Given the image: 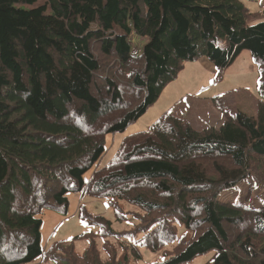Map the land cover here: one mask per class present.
Returning <instances> with one entry per match:
<instances>
[{
	"label": "trees",
	"instance_id": "trees-1",
	"mask_svg": "<svg viewBox=\"0 0 264 264\" xmlns=\"http://www.w3.org/2000/svg\"><path fill=\"white\" fill-rule=\"evenodd\" d=\"M251 20L239 0H0V264H129L142 249L161 252L152 264L208 253L207 264H264V205L218 199L246 178L264 187V112L259 126L230 114L200 131L163 113L83 179L105 136L143 116L186 63L206 59L219 81L247 51L264 100V20ZM70 193L109 200L117 221L119 202L137 208L133 229L117 234L79 206L97 232L43 248L42 211L66 214ZM107 238L126 243L121 258L100 259Z\"/></svg>",
	"mask_w": 264,
	"mask_h": 264
},
{
	"label": "rangeland",
	"instance_id": "rangeland-1",
	"mask_svg": "<svg viewBox=\"0 0 264 264\" xmlns=\"http://www.w3.org/2000/svg\"><path fill=\"white\" fill-rule=\"evenodd\" d=\"M239 2L253 14L251 24L264 20V0H239ZM24 7L28 8V6ZM143 42L142 39L132 38V43L138 52H141L139 47ZM199 71L198 65L193 64L187 67L180 76L181 72H179L176 79L171 82L172 84H168L163 89L158 100L147 109L143 116L131 123L124 131L106 135L104 139L105 152L98 162L85 173L83 176L84 181L88 182L95 170L103 169L113 161L121 142L126 137L138 132L148 131L161 115V107L159 106L163 102L173 103L178 94L181 96V102L173 110H169L168 107L162 108L164 113L177 115L175 117L185 120L200 114V119L194 122L192 126L197 131L208 127H219L225 121L226 116L230 114H240L257 126L262 125L264 100L259 95L256 87L258 70L250 56L245 58L243 54H240L233 64L232 72H228L226 75L223 74L222 79L219 81L215 80V71L213 77L202 75L206 84L205 89L202 93L191 96V93L203 83L200 80L202 77L199 76ZM207 96L216 97L211 101V99H205ZM211 111H213V114ZM218 199L235 204L242 202L249 207H259L264 205V187L258 180L246 178L238 182L233 188L222 192ZM79 206H83L92 216H102L109 220L112 223V229L117 234L131 231L133 225H135L131 213L139 212L137 208L129 204L119 202L120 212L125 218L122 221H117L115 210L109 205V200L90 197L81 198L79 195L70 193L66 214L54 210L42 211L40 232L43 248L55 242L71 240L83 233L97 232V226L84 225L78 218L77 209ZM142 237L143 235H137L125 241L132 244ZM87 243L86 240L77 241L74 244L75 251L79 255L83 254L88 246ZM96 245L100 259L105 262L109 259L110 254H114L116 258H121L124 254L123 245H126V243L123 242L122 238H107L96 239ZM141 253L142 258L140 261L135 262L130 258L129 264H152L162 259H160L161 252L152 254L142 249ZM211 256L212 253L199 256L189 264H207ZM31 264L53 263H42L39 258Z\"/></svg>",
	"mask_w": 264,
	"mask_h": 264
},
{
	"label": "crops",
	"instance_id": "crops-1",
	"mask_svg": "<svg viewBox=\"0 0 264 264\" xmlns=\"http://www.w3.org/2000/svg\"><path fill=\"white\" fill-rule=\"evenodd\" d=\"M243 54V56L245 57V58H249V56H250V54H249V52H247V51H243L242 53H241V55ZM235 63V62H234ZM233 63V64H234ZM193 64H197L198 65V67H199V76L200 77H202V75H206V76H211V77H213V75H214V67H213V65L209 62V61H207L206 59H200V60H197V61H195L194 63L193 62H191V63H186L185 65H184V68H183V70L181 71V73L179 74V76L186 70V68L187 67H189V66H191V65H193ZM233 64L224 72V75H226L228 72H232L231 70H232V68H233ZM200 68H203V69H200ZM201 81H203V83L202 84H200L198 87H197V89L193 92V93H191L192 95L191 96H195V95H197V94H200V93H202L203 92V90L205 89V87H206V84L204 83V77H202L201 79H200ZM172 84V83H171ZM170 84V85H171ZM180 94H178L177 95V97L175 98V100H174V102L173 103H166V102H163L162 104H161V106H159V107H161V115L164 113V111H163V109L162 108H165V107H168L169 108V110H173L175 107H177V104L179 103V102H181V96H179ZM216 97V96H215ZM214 96L213 97H210V96H207V97H205V99L206 100H209V99H211V101L212 100H214L213 98H215ZM159 110H160V108H159ZM214 111V110H213ZM213 111H211L212 112V114H213ZM264 112V111H263ZM173 116H177V115H173ZM180 118V117H179ZM182 119V118H181ZM200 119V114L199 115H197V116H193L192 118H190V119H188V120H185V119H183V120H185L186 122H188L190 125H191V127L193 126V124H194V122H196V121H198ZM247 119V118H246ZM249 119V118H248ZM190 120V121H189ZM262 124H263V118H262ZM220 126V125H219ZM193 128V127H192ZM194 129V128H193ZM203 130V129H202ZM200 131V130H199ZM88 244V243H87Z\"/></svg>",
	"mask_w": 264,
	"mask_h": 264
},
{
	"label": "bare ground",
	"instance_id": "bare-ground-1",
	"mask_svg": "<svg viewBox=\"0 0 264 264\" xmlns=\"http://www.w3.org/2000/svg\"><path fill=\"white\" fill-rule=\"evenodd\" d=\"M68 61H69V60H68ZM69 62H70V61H69ZM61 68H62V67H61ZM66 70H67V69H66ZM5 76H6V75H5ZM5 78H6V77H5ZM39 78H40V77H39ZM7 80H8V79H7ZM26 80H27V79H26ZM20 81H22V80L20 79ZM42 81H43V80H42ZM7 82H9V81H7ZM22 82H23V81H22ZM19 83H20V82H19ZM13 84H14V83H13ZM40 84H42V83L40 82ZM7 86H8V85H7ZM11 87H12V86H11ZM16 95H17V94H16ZM12 97H13V96H12ZM6 98H7V97H6ZM6 98H5V99H6ZM7 99H8V98H7ZM19 99H20V98H19ZM12 100H13V99H12ZM1 101H2V99H1ZM10 101H11V100H10ZM2 107H3V106H2ZM2 107H1V109H3ZM17 108H18V107H17ZM22 131H23V130H22ZM126 155H127V154H126ZM129 155H130V154H129ZM127 156H128V155H127ZM129 157H130V156H129ZM4 158H5V157H4ZM125 159H126V158H125ZM5 200H6V199H5ZM3 202H4V201H3ZM37 234H38V232H37Z\"/></svg>",
	"mask_w": 264,
	"mask_h": 264
}]
</instances>
